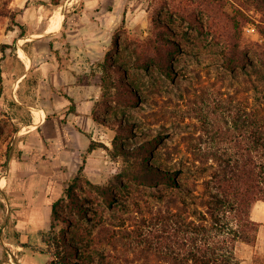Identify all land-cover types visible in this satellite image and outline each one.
Returning <instances> with one entry per match:
<instances>
[{"label": "rangeland", "instance_id": "rangeland-1", "mask_svg": "<svg viewBox=\"0 0 264 264\" xmlns=\"http://www.w3.org/2000/svg\"><path fill=\"white\" fill-rule=\"evenodd\" d=\"M110 1L108 7L120 15L107 53L117 86L102 92L95 118L112 135L117 132L130 151L163 135L150 162L180 169V187L149 186L124 175L123 183L113 187V204L107 205L94 185L116 182L114 176L136 160L112 157L108 151L86 160L75 181L79 168L57 181L33 179L30 152L20 160L7 158L8 145L14 151L19 146V124L0 108V264H45L44 244L24 236L20 240L29 246L23 247L5 237L14 227L26 232L27 211H38L27 189L50 190L45 229L67 233L87 259L100 264H202L211 258L204 253L207 238L216 234L221 244L229 236L221 230L225 219L217 225L207 212L211 195L222 193L220 182L228 191L245 189L249 176L257 183L264 160V0H113V6ZM7 3L0 0L3 28ZM167 42L178 48L171 58L173 77L152 59L157 44ZM79 162L81 166L83 160ZM73 182L85 206L82 215L68 198ZM251 191L250 215L259 223L264 200L256 197V186ZM60 199L57 209L64 219L53 220V203ZM195 228L201 229L197 233ZM238 246L235 264H256L257 257H264V222L253 244Z\"/></svg>", "mask_w": 264, "mask_h": 264}, {"label": "crops", "instance_id": "crops-1", "mask_svg": "<svg viewBox=\"0 0 264 264\" xmlns=\"http://www.w3.org/2000/svg\"><path fill=\"white\" fill-rule=\"evenodd\" d=\"M59 1L57 7H52L51 0H8L9 15H4L6 23L4 28L0 27V46L11 45L4 51L0 48L3 69L0 108L9 116H16V108L8 104L15 100L28 110L29 123L16 119L19 127L15 137L23 150L18 159L23 153H31L27 156H30L32 177L40 182L61 180L67 178L66 174L71 177L78 170L83 154H88L89 163L107 151L97 147L87 152L91 140L111 148L114 138L108 126L95 118L94 111L103 92L101 64L112 48L120 15L115 7H108L107 0ZM110 3L113 6L114 1ZM48 11L51 14L47 15ZM19 49L26 57L18 55ZM26 76L30 80L21 84ZM70 99L74 102V111H68ZM36 112L43 115L41 120L37 121ZM41 189H27L38 211H27L31 217L23 224L27 230L21 238L32 237L43 244L41 230L46 228L51 214V193L48 188ZM261 216L256 218L263 223Z\"/></svg>", "mask_w": 264, "mask_h": 264}, {"label": "trees", "instance_id": "trees-1", "mask_svg": "<svg viewBox=\"0 0 264 264\" xmlns=\"http://www.w3.org/2000/svg\"><path fill=\"white\" fill-rule=\"evenodd\" d=\"M60 4L59 0H51L52 7H57ZM51 14V11L47 12V15ZM11 19L14 21V17L11 16ZM169 44H157L156 46V58H152L153 61L158 65V67L164 72L167 76L173 77V68L171 65V58L178 52V48L175 45ZM9 44H2L1 50H5L7 47H10ZM23 48L27 51L26 45ZM23 51V50H22ZM24 52V51H23ZM106 59L101 64L102 67V91L103 94H106L111 91L112 87H116L117 83L114 78L115 66L110 62V59ZM3 69L0 66V97L2 95V83H3ZM30 80V77L26 76L21 84H25ZM33 81L36 82L37 78H33ZM125 89L132 94V88L128 83H123ZM71 105L68 111H74L75 106L72 99ZM11 108H16L17 115L11 116L17 119L19 122L29 123L31 121L30 115L27 113L28 110L19 105L15 100H10L8 102ZM50 116V115H49ZM63 121L66 120V117L62 118ZM119 134L117 132L112 140V147L110 148L103 142H97L91 140L87 152H91L97 147L105 148L112 157H117L120 154L125 157L134 156L136 160L129 161L128 166L114 176L116 182L112 181L110 184H95L94 187L98 190L99 194L103 197L107 205H112L115 197L113 193V187L118 184L121 185L123 181L121 180L122 176L131 177L138 183H144L149 186H158L160 184H165L173 188L180 187L179 174L181 173L180 169L175 170H166L155 166L150 162V156L152 150L163 142L164 136L158 134L152 139L146 140L141 143L137 148L130 151L123 147V145L118 141ZM264 146V143H263ZM23 150L19 146L15 148V151L12 147V144H9L7 147L6 155L8 159L13 157H20ZM264 152V151H263ZM141 158H137L140 157ZM86 162V155L83 154V164L79 167L77 175L73 179L74 181L80 178L84 170V163ZM250 177V176H249ZM247 177L245 189L239 191H228L230 187H224L222 182H220V187H223L221 194H212L211 201L207 203L208 210L212 216H215V221L217 225L221 219H225V222L220 224L223 226L221 229L227 230L229 236L225 237L223 242L220 244L216 242V234L209 236L207 238V247L205 254L210 255L205 264H235L238 262V257L236 254V248L240 243L253 244L257 239V234L259 230V223L255 221L250 215L251 205L253 203V196L251 189L256 186L257 194L256 197L264 200V160L260 163V170L257 179V183L253 184L252 178ZM239 189V188H238ZM68 198L70 200L71 207L78 211L80 215L85 213V206L79 198L75 190L74 182L68 185L67 188ZM258 195V196H257ZM62 202V199L55 201L53 203L52 218L55 219H64L62 218L57 205ZM211 203V204H210ZM3 205V204H2ZM221 213L222 216H219ZM65 221L69 222L68 218H65ZM206 227V226H204ZM10 229V228H9ZM12 230L5 233V237L9 242H16L22 245L23 247L29 246L25 242H21V232L17 228H11ZM201 228H195V231H198ZM205 229V228H204ZM203 230V229H202ZM194 232V231H193ZM42 242L45 245L40 248V251L48 255L46 264H100L95 262L92 259H87L84 255L79 252V247L69 239L67 233L62 231L56 232L52 227L50 229L41 230ZM215 255V256H214ZM237 261V262H236ZM202 263V264H204ZM256 264H264V257H257Z\"/></svg>", "mask_w": 264, "mask_h": 264}, {"label": "bare ground", "instance_id": "bare-ground-1", "mask_svg": "<svg viewBox=\"0 0 264 264\" xmlns=\"http://www.w3.org/2000/svg\"><path fill=\"white\" fill-rule=\"evenodd\" d=\"M59 9H60V8H59ZM52 16H53V15H52ZM55 17H56V16H55ZM55 17H54V18H55ZM50 18H51V17H50ZM54 18H53V19H54ZM60 18H61V17H60ZM51 20H52V19H51ZM59 20H60V19H59ZM52 22H53V21H52ZM55 23H56V22H55ZM53 24H54V23H53ZM51 28H52V27H51ZM54 30H56V29H54ZM18 55L21 56V57H26V55H25L24 53H22V52H19ZM42 113H43V112H42ZM41 115H42V114H41ZM41 115H40V116H41ZM40 116L38 117L37 121H38V120H41V117H40ZM42 116H43V115H42ZM43 120H44V119H43ZM35 124H36V123H35Z\"/></svg>", "mask_w": 264, "mask_h": 264}, {"label": "built area", "instance_id": "built-area-1", "mask_svg": "<svg viewBox=\"0 0 264 264\" xmlns=\"http://www.w3.org/2000/svg\"><path fill=\"white\" fill-rule=\"evenodd\" d=\"M246 30L248 31V32H251L252 30H253V28L252 27H246Z\"/></svg>", "mask_w": 264, "mask_h": 264}]
</instances>
